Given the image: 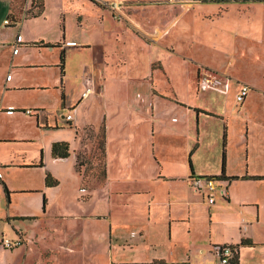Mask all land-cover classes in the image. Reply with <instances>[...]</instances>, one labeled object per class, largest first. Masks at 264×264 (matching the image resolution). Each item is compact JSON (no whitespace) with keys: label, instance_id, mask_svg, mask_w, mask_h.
Segmentation results:
<instances>
[{"label":"crops","instance_id":"crops-1","mask_svg":"<svg viewBox=\"0 0 264 264\" xmlns=\"http://www.w3.org/2000/svg\"><path fill=\"white\" fill-rule=\"evenodd\" d=\"M43 1L41 13L32 17L46 13L47 2ZM228 1L244 11V35L240 42L244 50L241 55L244 57V68L250 70L254 77L255 73L256 77H260L262 73L264 75V0H148L145 5L148 8L154 5L169 8L178 4L186 9L198 2L225 5ZM11 2L0 0V123L9 122L8 114L28 115L26 117L35 120L38 138L41 129L65 128L58 121L55 125L45 122L39 127L45 109L40 101L33 103L32 107L44 108L39 109L41 116L34 111L28 114L25 111L27 107L11 102L15 93L45 97L50 87L57 88L60 108L67 109L66 114L71 115L70 119H66L64 114L61 117L74 130V142L79 143L75 149L69 148V151H73V158L71 155L65 158L51 155L52 142L62 140L56 135L43 148V157L42 150L39 156L26 160L19 150L5 149L4 154L3 148H0V242L3 239L19 241L12 247H4L0 243V264H216L217 257L212 246L221 243H231L237 247L239 264H264V178L252 177L264 175V146L256 148L248 142L244 171H231L226 143L225 174L239 178L218 185L214 201L209 203L207 194L192 187L190 178L220 173V170H199L196 162L200 157L203 123L208 117L223 118V113L207 109L195 100L197 98L170 96L166 91L159 90L153 70H164V66L161 63L154 65L158 61L151 63L153 73L151 96L148 97L149 113L139 112L135 106L136 97L130 91L133 84L131 86L129 79L122 80L117 73L121 66L119 61H111L103 51L102 60L94 59L93 55V61L87 63L91 67L85 63L78 65L80 83L75 94L66 85L68 73L65 58L62 72L59 66L61 50L65 56L73 45L67 44L65 34L60 37L58 33L53 39L25 34V20L30 16L18 18L14 25L4 24L9 14L16 16ZM176 24L177 16L166 26ZM164 27L159 29L155 26L152 35L140 33L146 42L159 44L156 43L157 38L165 34ZM6 28H16L17 33L2 30ZM47 43L54 45L46 46ZM74 47L90 48L91 45L79 43ZM199 72L200 69H196L195 95L202 90L197 84ZM249 76V73H244V80L238 81L234 87L236 94L241 83L249 85L248 95L242 101L244 109L253 100L264 99L263 89H250L253 85ZM154 96L167 98L170 102L168 106L177 113L170 117L158 114ZM80 106L86 107L90 116L95 112V107L98 113L96 119H89L88 116L89 121L81 128L74 123L78 120L77 109ZM249 121L248 118L246 122ZM169 122L171 128L168 129ZM101 127L105 133V176L85 184L82 171L76 165L77 154L81 152L86 157L92 155L94 141L86 133L89 130L94 136ZM172 128L177 129L178 133L170 134ZM247 132L249 134V130ZM163 136L185 139L184 159L181 155L178 161L175 154H169L172 149L167 148L169 143L162 142ZM29 139L21 130L7 134L0 128V144L32 142ZM49 157L50 162L46 160ZM67 161L66 173L79 186V192L82 191L81 199L89 201L92 195L96 192L102 194L106 188L110 195L128 194L143 199L142 208L135 209L132 215L133 220L143 222V226L129 232L116 231L112 224L108 228L98 224L101 215L50 213V190L57 184L47 186L45 175L48 169L56 174V166ZM48 164H51L50 167ZM34 169L37 170L38 183L33 185L28 179L31 177L30 171ZM2 182L9 190L8 199ZM221 187L226 188L225 194L220 193ZM54 217L84 224L80 227L66 224L60 228V225H51ZM242 241L250 243L241 244Z\"/></svg>","mask_w":264,"mask_h":264},{"label":"rangeland","instance_id":"rangeland-1","mask_svg":"<svg viewBox=\"0 0 264 264\" xmlns=\"http://www.w3.org/2000/svg\"><path fill=\"white\" fill-rule=\"evenodd\" d=\"M94 1L45 0L47 2L46 13L39 17L31 16L37 10L36 6L31 5L32 0H12L11 7L18 18L30 16L25 20L23 28L25 34L46 39H53L58 33L60 37L65 34L67 44L73 45L64 56L68 73L66 85L68 89H73L75 94L80 83V79L77 77V74L79 75L78 65L85 63L87 67H91L87 63L93 61V55L94 59L102 60L103 51L111 61H119L121 66L120 69H117V73L122 80L129 79L131 86L133 84L130 91L136 97L135 106L139 112L149 113L148 97L151 96V73L153 72L159 90L166 91L165 93L168 95H177V97L179 95L185 99L194 100L197 98L195 100L207 109L221 111L224 115L223 118L208 117L203 123L202 143L198 153L200 157L196 162L197 168L208 171L220 170L225 129L224 147L227 143L230 169L231 171H244L247 143L249 142V145L256 148L264 146V99L253 100L244 109L242 102H237L234 92L238 81L244 80V73L250 74L249 77L253 85L251 90L258 91V87L264 90L263 73L260 77H256L255 73L254 77L250 70L246 71L244 68V57L241 56L244 50L241 47L242 43L240 44L241 37L244 35V21H242L244 11L232 1H228L225 5L198 2L186 9L178 4H175L177 7L167 8V6L154 5L148 8L145 5L148 0ZM176 16L177 24L166 26ZM3 23L2 26H4ZM155 26H158L159 29H163L165 26V34L158 37L156 42L161 45L146 42L140 33L152 35ZM2 30L11 34L17 33L16 28ZM153 39L156 40V38ZM79 43L91 45V47H74ZM236 46L237 49H235ZM152 62H156L154 65L161 63L164 70L157 69L152 72ZM198 68L217 74L222 80L221 85L217 89L202 88L198 91V95H195L194 93L197 91L193 89V85L195 72ZM110 76L112 77V74ZM169 77L170 79H168ZM209 91L213 92L209 93ZM58 93L57 88L50 87L49 91L45 93V97L43 95L29 97L18 93L13 95L12 103L27 107L35 113L38 112L40 116L41 110L39 109L44 108H33L32 105L36 101H40L44 105L45 109L42 119L39 120V127L45 125V122L55 125L58 121V124L65 128L41 129L38 138L34 119H29L26 117L28 115L20 113L8 114L9 122H1V130L7 134L21 130L22 133L28 135L32 142L0 144L4 154L6 153L5 149L19 150L23 156L25 155L26 160H30L39 156V151L42 150L43 157V148L55 135L58 138L62 137V140L55 141L68 142L70 149L78 147L79 141L78 143L74 142V130L69 128L61 117L63 114L66 115L67 109L60 108ZM154 97V105L158 114L170 117L177 113V110L168 106L170 102L167 98ZM94 109L95 112L90 116L89 110L80 106L77 109L78 120H75V126L83 127L89 121L88 116H90L89 119H96L98 113L96 107ZM248 118L250 121L246 122ZM170 123L167 126L168 129L171 128ZM169 133L177 134L178 132L177 129L172 128ZM88 136H91L90 132ZM161 139L164 144H170L167 146L172 149L169 154H175L177 157L175 159L178 161H180L181 155L184 159L185 139L183 140L179 136L172 138L163 136ZM69 153L73 158V151L71 150ZM113 154L112 150L111 157ZM97 155L98 150H94L88 157L84 154L79 156L81 164L78 165V169L80 168L89 183L99 178L96 174H99V169L102 168V159L100 160ZM46 160L50 162L51 158ZM59 164L56 166V174L47 170L49 176L57 181V186L50 190V195H52V212L50 213L70 215L69 212H74V214L101 215L98 218V224L103 225L104 228H108V225L112 224L111 227L116 231L120 229L129 232L133 228L143 226V222H135L132 217L135 209L142 208L143 199L128 194L110 195L106 188L102 194L96 192L92 195L89 201L83 200L79 197L82 194V191L78 190L79 186L66 173L69 161ZM48 165L50 167L51 164ZM30 172L31 177L29 176L28 181H31L33 185L37 184L38 179L35 175L37 170L34 169ZM221 183L223 184V182ZM17 199L23 200L22 197ZM52 221V226L60 225V228L66 224L78 227L84 224L80 221L72 223L62 221V217H54Z\"/></svg>","mask_w":264,"mask_h":264},{"label":"trees","instance_id":"trees-1","mask_svg":"<svg viewBox=\"0 0 264 264\" xmlns=\"http://www.w3.org/2000/svg\"><path fill=\"white\" fill-rule=\"evenodd\" d=\"M92 1H94V0H92ZM94 2L96 3V1H94ZM31 5L37 7L36 8L37 10L34 13H32V15H38V14L41 13V11L43 9L42 0H32ZM8 18L11 20V24L10 25H14L18 21V17L13 15V14H9ZM45 45L46 46H53L54 44L47 43ZM63 64H64V52H63V50H61V52H60V62H59V66L61 68V72L63 71ZM61 97L63 99V93H62ZM89 132H90L91 136H88ZM86 135H87V137L93 139L94 148H95L94 150H98V155L100 157V160L102 159V162H101L102 168L99 169V174H96L97 177H99V178L96 177L97 179H102L105 176V169H106V160H105L106 151H105V133H104V129H103V127H101V129L94 136L92 135L91 131L88 130ZM225 136H226V132H225V129H224V133H223V151H222V157H221L220 173L217 174V175L204 176V177L213 178L215 180H219L221 182L228 181L230 179L239 178V176H237V175H226L225 174V147H224L225 146ZM97 138H99V139L97 140ZM79 154H81V152L77 154V158H76L77 168H78V165L81 164L79 156L83 155V154H81V155H79ZM51 155L54 158H65V157H67L69 155L68 142H66V141H54V142H52V144H51ZM78 170H80V168ZM82 176H83V182L85 184L89 183L84 178L83 173H82ZM252 177L253 178H264V175H255V176H252ZM45 184L47 186H53V185L57 184V181L55 179H53L52 177H50L48 173H46V175H45ZM2 186H3V189H4L5 196L8 199L9 190L7 189L6 185L3 182H2ZM44 203H45V198H43V206H44ZM244 243L248 244L250 242H245V241L241 242V244H244ZM232 264H239L238 263L237 247H236V253L234 255Z\"/></svg>","mask_w":264,"mask_h":264},{"label":"built area","instance_id":"built-area-1","mask_svg":"<svg viewBox=\"0 0 264 264\" xmlns=\"http://www.w3.org/2000/svg\"><path fill=\"white\" fill-rule=\"evenodd\" d=\"M4 22L6 24L11 23L9 18H6ZM221 83H222V80L217 74L211 73L206 70L204 71L200 70L198 77H197V84L201 88L217 89L218 86L221 85ZM248 91H249V85L245 83H241L238 91L235 94L237 102H242L245 96L247 95ZM25 111L28 114L33 113L32 110H29V109ZM70 117H71L70 114L65 115L66 119H70ZM190 184L197 191L206 193L207 201L209 203H212L214 201V194H215V191L217 190V186L222 185L221 181L219 180H215L210 177H200V176H194L190 178ZM225 192H226V188L221 187L220 193L225 194ZM18 242H19L18 240L12 241L8 239H3L2 242L0 243L4 247H12ZM212 251L217 257L216 264H232L234 255L236 253V247H234V245H232L231 243H221V244L213 245Z\"/></svg>","mask_w":264,"mask_h":264}]
</instances>
